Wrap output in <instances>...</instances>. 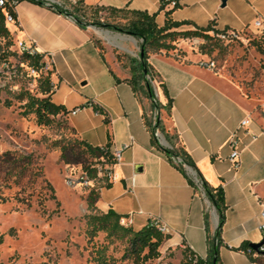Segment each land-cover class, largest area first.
<instances>
[{"label":"crops","instance_id":"crops-1","mask_svg":"<svg viewBox=\"0 0 264 264\" xmlns=\"http://www.w3.org/2000/svg\"><path fill=\"white\" fill-rule=\"evenodd\" d=\"M55 1H20L16 5L17 21L8 23V28L16 48L24 42L46 59L52 55L51 98L67 108L65 117L77 137L93 147L121 149V161L114 168L116 180L100 188L99 208L104 212L113 208L128 218L134 229L148 222L165 225L169 231L164 249L181 253L191 250L208 260L219 215L196 171L188 165L186 173L181 171L153 142L146 123L151 102L140 99L127 81L132 75L130 59L138 58L134 51L137 37L113 28L82 26L72 14L48 4L71 9L80 1L100 9L101 16L113 10L146 11L155 14L162 26L166 9L161 0ZM258 14L264 16V0H178L170 17L190 22L178 30L212 25L220 30L243 31ZM175 44L180 45V40ZM176 54L175 48L151 52L148 57L159 79L154 82L159 100L163 105L168 102L164 87L172 98L170 115L165 112L163 122L178 135L177 143L187 150L204 179L223 188L227 209L219 264H257L239 246L244 240L259 242L264 237L260 229L264 114L255 112L252 101L237 85L200 65V58L190 53L177 58ZM74 108L79 109L73 113ZM243 119L248 123L241 126ZM233 132L240 141L238 165L230 159ZM158 137L161 145H168L163 136Z\"/></svg>","mask_w":264,"mask_h":264},{"label":"rangeland","instance_id":"rangeland-1","mask_svg":"<svg viewBox=\"0 0 264 264\" xmlns=\"http://www.w3.org/2000/svg\"><path fill=\"white\" fill-rule=\"evenodd\" d=\"M119 18L127 21L132 15L122 12ZM90 21V25L106 29ZM241 36V39L231 41L201 39L203 42L197 45L192 41L194 37L180 38L181 44H176V51L213 60V70L237 85L250 98L255 112L263 115L264 48L261 50L251 42L254 34L248 30H243ZM136 40L134 51L139 58L141 39L137 37ZM3 48L7 49L5 45ZM9 49L10 52H5L6 67L0 74V153L6 150L34 153L46 178L55 188L59 205L56 200L47 199V212L43 213L34 201L35 197L30 207L14 197L1 204L0 264H94L91 254L93 243L108 244V240L103 231L98 232L93 241L87 234L88 215L104 212L98 201L90 205L87 195L91 188L98 189L105 181L94 179L88 184H68V178L77 177L83 168L81 163L65 162L61 158V146L74 143L78 137L64 118L56 117L50 125H39L34 114L25 116L21 113L24 102L19 101L17 94L26 89L40 96V75L33 74L28 62L22 61L14 43ZM155 80H159L158 77ZM16 189L6 188L4 191L6 195L13 196ZM123 251L121 241L109 244L108 253L111 255L119 258ZM160 252L158 258L144 264H186V257L180 251L161 246ZM121 263L132 264V261Z\"/></svg>","mask_w":264,"mask_h":264},{"label":"trees","instance_id":"trees-1","mask_svg":"<svg viewBox=\"0 0 264 264\" xmlns=\"http://www.w3.org/2000/svg\"><path fill=\"white\" fill-rule=\"evenodd\" d=\"M6 1L8 2L9 0ZM17 1L19 3L22 0ZM30 1L40 4L46 2V0ZM54 8L60 12L72 14L82 26H87L91 20L90 22L93 24L128 32L141 39L139 58L130 59L132 75L127 81L132 85L133 90L140 99L146 98L151 102V112L149 115H146V123L151 127L154 144L161 148L170 161L181 171L184 173L187 172L185 167L186 164L192 167L196 171V175L203 180V187L206 195L218 212L219 223L215 236L210 240L208 260L204 261L198 257V264H212V258L215 252L217 264H219L221 230L225 221V211L227 209L223 188L221 186H212L204 179L190 154L183 145L177 143L178 135L168 129L164 124L162 116L165 115V112L167 116L170 115L172 98L168 95L167 88L164 87L168 102L166 105H163L159 100L154 85V82L157 81L155 80L157 74L149 63L148 57L151 52L175 49V42L180 38L199 37L203 41H211L213 39L221 40L217 36V33L222 29H216L212 25H209L207 27L178 30V27L186 23L189 24L190 22L173 20L170 17L172 8L166 9V21L162 26L157 24L155 14H150L146 11L113 10L110 15L101 16L99 13L100 9L85 6L80 1H77L71 9H66L57 3L54 4ZM8 10V3L3 7L0 6V38L5 40L4 45L7 48L13 44L11 32L5 21ZM122 12L130 13L132 18L127 21L122 20V18H119ZM251 42L255 44L257 48L263 50V37L254 36ZM202 44L204 45L205 43ZM141 54H143V56H141ZM184 54L185 53L177 52L176 57L183 58ZM41 57L42 55L39 53L35 55H30L28 53L21 54L22 61H27L28 65L33 67L39 66ZM201 59L203 58H200L198 62ZM142 61L145 63L146 73L143 71ZM117 80H119V78H117ZM53 89L54 84L50 78V71L47 74H41L38 83V91L41 93L40 96L26 89L21 90L17 94L19 101L24 102L22 105L24 109L21 113L25 116L34 114L35 121L39 125H50L56 117L64 118L67 121L65 117L68 112L67 108L63 104L55 103L51 98ZM155 111H158V116L156 123L153 124ZM69 127L76 134L75 129L70 125ZM156 128L160 130L164 139L168 142V145L163 146L160 144L159 137L155 135ZM54 144H57V142H54ZM106 146L110 147V145ZM176 156L182 158V163H176L174 161V157ZM61 158L67 163H81L84 172L94 179H104V185H109L111 183L106 177L99 176L97 173L98 164L105 166L115 162L109 148L104 150L101 147H93L86 141L78 138L74 143L61 146ZM188 177L190 182L195 184L193 176L188 175ZM13 187L17 188L14 195H6L4 190ZM100 188L97 189L93 187L90 189L87 195V201L90 205L98 201ZM11 197H14L18 202L28 207L32 206L33 198L35 197L34 201L38 204L43 213L47 212L45 207V201L47 199H54L57 201L53 184L46 178L42 165L38 163L37 158L32 152L22 153L16 150H6L0 153V205L10 200ZM57 205H59V201H57ZM121 217L122 215L117 213L113 208L108 209L106 212H95L88 215L87 234L90 240L93 241V238L100 231L106 233L105 239L108 240V244L103 242L95 245L93 243L91 254L94 264H122L121 262L125 260H131L132 264H144L148 260L158 258L161 254L160 247L168 237V234L161 231L153 222H148L141 228L134 229L131 225L121 224ZM1 239L2 236L0 237V240ZM116 241H121L124 244L123 254L119 258L108 253L109 244ZM239 249L246 252L251 260L257 264H264V255L257 253V251L252 248L250 241L244 240L239 246ZM183 253L186 257V264H192V261L189 260L188 257L193 254V251L187 250Z\"/></svg>","mask_w":264,"mask_h":264},{"label":"built area","instance_id":"built-area-1","mask_svg":"<svg viewBox=\"0 0 264 264\" xmlns=\"http://www.w3.org/2000/svg\"><path fill=\"white\" fill-rule=\"evenodd\" d=\"M54 2H56L54 0ZM6 3L9 4V10L6 13V24L8 23H15L17 21L16 19V5L18 4L17 0H9L8 2L6 0H0V6H4ZM49 5H54L56 3L53 2H48ZM161 5L163 8L167 9V8H174L176 6H178V0H161ZM15 12V14H14ZM74 17V16H73ZM84 19V18H82ZM85 20V19H84ZM246 30H248L249 32H251L252 34H254V36H259V37H263L264 38V16L258 14L252 21V24L250 27H248ZM213 33V31H212ZM242 31L241 30H236V29H222L221 31H219L217 33V36L221 39V40H226V41H230V40H235V39H241ZM192 41L194 42L195 45L199 44L200 42H203L201 40V38L199 37H194L192 39ZM4 39L0 38V74L4 71V68L6 67V63H7V57H6V53L5 52H10V47L9 48H3L4 44ZM18 50L21 54L23 53H28L30 55H35L36 53H38L34 46L32 45H27L24 42H20L18 45ZM40 54V53H39ZM42 55V54H41ZM49 59H46L44 55H42L40 62H39V66L38 67H33L31 66V71L33 74H47L52 68H51V56L49 54ZM200 65L206 66V67H210L213 69L214 67V61L211 59H201L199 61ZM79 108H74L72 110L73 113L77 112ZM157 116H158V111L154 112V122L153 124L156 123L157 121ZM246 123H248V119H243L241 122V126L245 125ZM155 133L158 136H162L160 130L158 128L155 129ZM239 137L237 132H233L230 139H229V145L232 149L231 151V155H230V159L231 161L235 164L238 165V161H239V156H240V148H239ZM102 149L106 150L109 148V150L111 151V153L113 154V157L115 159V162L113 164L110 165H101L98 164L97 165V173L99 176H104L106 177L110 182L116 180V176L114 173V168L116 165H118L121 161V149H111L110 147H107L106 145L101 146ZM174 161L176 163H182V158L181 157H174ZM186 165V164H185ZM94 180V178L90 177L86 172L82 171L77 177L72 178L69 177L67 182L68 184H77V185H81V184H88L90 182H92ZM198 182V180H197ZM134 184L132 183V186ZM261 216H262V221L260 223V229L264 235V210L261 212ZM120 223L124 224V225H129L130 221L128 218L126 217H121L120 218ZM156 224V223H155ZM157 225V224H156ZM157 227L163 231L164 233H167L169 231L168 227H166L165 225H157ZM264 248V247H263ZM189 260L192 261V264H198V256H196V254H193L191 256L188 257Z\"/></svg>","mask_w":264,"mask_h":264},{"label":"water","instance_id":"water-1","mask_svg":"<svg viewBox=\"0 0 264 264\" xmlns=\"http://www.w3.org/2000/svg\"><path fill=\"white\" fill-rule=\"evenodd\" d=\"M224 1V0H223ZM128 33V32H127ZM131 34V33H130ZM141 56H143V54H141ZM142 67H143V71L146 73V66L144 61H142ZM164 143H167L166 140H163ZM191 169V167H189ZM251 246L254 250L257 251V253L263 254L264 255V237L261 241L259 242H251ZM212 264H217V256H216V252L214 253V256L212 258Z\"/></svg>","mask_w":264,"mask_h":264}]
</instances>
